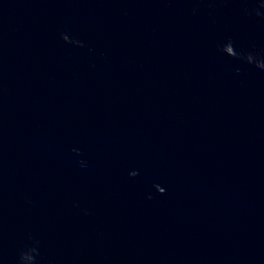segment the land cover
I'll use <instances>...</instances> for the list:
<instances>
[{"label":"water","instance_id":"95a60500","mask_svg":"<svg viewBox=\"0 0 264 264\" xmlns=\"http://www.w3.org/2000/svg\"><path fill=\"white\" fill-rule=\"evenodd\" d=\"M0 264H264V0H0Z\"/></svg>","mask_w":264,"mask_h":264}]
</instances>
